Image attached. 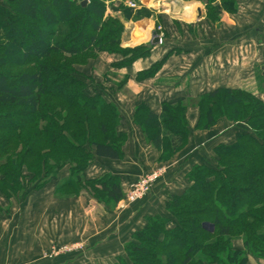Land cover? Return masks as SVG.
<instances>
[{
	"label": "trees",
	"instance_id": "1",
	"mask_svg": "<svg viewBox=\"0 0 264 264\" xmlns=\"http://www.w3.org/2000/svg\"><path fill=\"white\" fill-rule=\"evenodd\" d=\"M141 5L139 0H135ZM207 0L208 16L234 13L236 0ZM124 4V3H123ZM117 6L105 0H5L0 3V192L16 197L35 183L60 181L56 197L89 192L114 209L125 191L118 177L88 179L95 155L119 159L126 134L118 131L120 111L101 94H87V82L72 61L119 52L123 64L148 54L145 45L122 47L125 27L110 7L128 21L153 15L145 6ZM36 34V40L28 36ZM162 62L141 76L154 75ZM190 97L165 101L157 114L141 104L135 114L161 161L170 160L188 142ZM194 102L196 129L224 118L244 121L250 130L215 148L216 163L195 165L191 186L167 203L168 216L148 217L127 243L116 264H246L249 255L264 257V100L244 88L221 87ZM29 179L27 183L24 180ZM241 238L245 249L233 246Z\"/></svg>",
	"mask_w": 264,
	"mask_h": 264
},
{
	"label": "crops",
	"instance_id": "2",
	"mask_svg": "<svg viewBox=\"0 0 264 264\" xmlns=\"http://www.w3.org/2000/svg\"><path fill=\"white\" fill-rule=\"evenodd\" d=\"M140 3L150 6L151 17L128 21L107 9V14L117 15L125 25L122 47L147 46L154 31L163 33L162 42L147 46L148 54L131 63L123 64L122 53L101 51L81 67L90 70L81 73L93 74L103 89L99 92L117 106L121 116L118 131L127 136L121 158L95 155L86 176L97 179L112 174L120 179L124 191L159 163L158 149L134 121L141 104L160 114L165 101L197 98L221 87L250 89L261 93L264 100L263 75L260 87L257 81L258 69L263 74L264 66V0H236L237 10H222L217 21L208 16L207 0ZM213 5H221V0H214ZM158 62L162 64L154 75L141 76ZM120 77L125 81L121 89L108 81L118 82ZM188 119V144L175 155L166 174L143 201L120 202L115 209H108L87 191L57 198L58 183L70 177V166L59 171L58 180L30 188L22 197L9 199L0 192V264H116L148 217L169 215L167 203L191 186L187 175L192 168L215 164L216 146L234 142L240 131L233 129L237 123L227 119L198 130L199 112L192 110ZM76 242L75 250L53 255L57 246ZM234 247L244 250L243 240L236 239ZM246 264H264V257L249 255Z\"/></svg>",
	"mask_w": 264,
	"mask_h": 264
},
{
	"label": "rangeland",
	"instance_id": "3",
	"mask_svg": "<svg viewBox=\"0 0 264 264\" xmlns=\"http://www.w3.org/2000/svg\"><path fill=\"white\" fill-rule=\"evenodd\" d=\"M4 1L5 0H0V3H4ZM107 1H110V0H105V2L107 3ZM129 1H131V2H136L137 4H139L137 1H135V0H129ZM141 0H139V2H140ZM131 2H129L128 3V1L127 0H121V1H116V2H114V4L115 5H117V6H120L121 4H125V5H128V4H130ZM123 4V5H124ZM142 5V4H141ZM141 5H139V7H141ZM143 5H145V6H147V8H149L150 6L149 5H147V4H144L143 3ZM107 6H109V4H107ZM129 6V5H128ZM114 12V11H113ZM118 14H121V12H118ZM114 16H117V15H114ZM118 17V16H117ZM139 21V20H138ZM123 25H124V23H123ZM124 27H125V25H124ZM159 29V28H158ZM1 34H2V32L0 33V36H1ZM160 35V34H159ZM29 38H31V40H36L37 38H36V34H34V33H32L30 36H28ZM94 58H96V56L94 57H92L91 55H86V56H78V57H75L72 61H74L75 63H77L76 64V69L80 72V74H79V77L81 78V79H84V81H86L87 82V88H86V93L87 94H91V92H95L94 94H101L100 92H99V89H100V91L101 90H103L101 87H100V83H97V81H96V77H94V76H92V75H89V74H84V73H81V71L82 70H86V71H90V70H88V69H81V67H83V66H85V65H87L88 63H89V61L90 60H92V59H94ZM88 75V76H87ZM257 75H258V77H257V81H258V86L260 87L261 85H262V74H261V71L258 69V73H257ZM105 79H107V77H104V81H105ZM98 80V79H97ZM108 81H110V84H113V85H115V86H117V88L118 89H121L122 87H123V85H124V83H125V81L123 80V78L122 77H120L119 79H118V82L116 81V80H110V79H108ZM112 88H114V87H112ZM93 90H95V91H93ZM262 90V89H261ZM113 91V90H112ZM249 91H250V89H249ZM94 94H91V95H94ZM255 94H257L256 92H255ZM102 95V94H101ZM103 96V95H102ZM257 96H259L261 99H262V96H261V93L258 95L257 94ZM104 97V96H103ZM196 98H193L192 100H190V101H188V103L191 105V107H190V109H189V111L190 110H192V111H196V112H199L194 106H195V104H196V102H194V100H195ZM106 100V99H105ZM139 107V106H138ZM138 107H137V109H136V112H137V110H138ZM188 111V112H189ZM136 112H135V114H136ZM224 119H226V118H224ZM224 119H222V120H224ZM222 120H220V121H222ZM228 120V119H227ZM134 121H135V116H134ZM188 121H189V119H188ZM219 121V122H220ZM228 121H230V120H228ZM218 122V123H219ZM232 122V121H231ZM135 123H136V121H135ZM233 123H237L238 125H236L235 127H233V129L235 130H240V131H246V130H250V128H249V126L246 124V122H244V121H240V122H233ZM136 124H138V123H136ZM138 125H140V124H138ZM217 125V124H216ZM120 126V125H119ZM141 126V125H140ZM190 126V125H189ZM142 127V126H141ZM118 130H119V127H118ZM142 130L144 131V129H143V127H142ZM233 130V131H234ZM144 134H145V132H144ZM190 135V134H189ZM146 136V135H145ZM147 138V137H146ZM188 139H189V137H188ZM127 140V139H126ZM148 140V139H147ZM149 141V140H148ZM150 142V141H149ZM125 143H126V141H125ZM125 143H124V145H125ZM187 144H188V142H187ZM186 144V145H187ZM186 145H185V147H186ZM124 147V146H123ZM155 147V146H154ZM184 147V148H185ZM182 150V149H181ZM180 150V151H181ZM178 153V152H177ZM176 153V154H177ZM175 154V155H176ZM175 155L170 159V160H166V161H161L160 159L158 160V164H156L154 167H152V169L150 170V171H148V172H146V173H144V174H142L141 175V177L136 181V182H138L143 176H145L146 174H148V173H156V174H158V177L152 182V184H151V186H150V192H148V193H145V194H139V195H137L133 200H129L127 197H126V191H125V196H124V198L120 201V202H123V204L124 203H126V204H128V203H135V202H139V201H143V200H145L147 197H148V195L151 193V191H152V188L155 186V184L158 182V181H160L161 180V178L166 174V172H167V170H168V167H169V163L175 158ZM159 156H160V153H159ZM214 162H216V157L214 158V160H213ZM213 164V163H212ZM28 180L29 179H26V180H24L25 181V183H27L28 182ZM40 180H37V181H35V182H33V184L30 186H24L25 188L19 193V194H17V196L16 197H22L27 191H28V189H30V188H34V186H35V183H38ZM136 182H134V183H132V184H135ZM131 184V185H132ZM130 185V186H131ZM44 186V185H43ZM130 186L128 187V189L130 188ZM91 195V194H90ZM70 196H72V195H62V196H60L59 198H67V197H70ZM92 196V195H91ZM14 198V197H13ZM92 199L93 200H95V201H97L96 203H101V204H103L106 208H108L104 203H102V202H99L97 199H95L93 196H92ZM94 202V201H93ZM120 202H118L117 204H116V206L120 203ZM94 205V204H93ZM116 206L114 207V209L116 208ZM108 209H110V208H108ZM238 239H241V238H238ZM236 240V239H235ZM234 240V241H235ZM234 241H233V246H234ZM77 242L76 243H72V244H67V245H61V246H57V248H54L55 250V254H53V255H58V254H61V252H68V251H72V250H75V248H77L78 246H77Z\"/></svg>",
	"mask_w": 264,
	"mask_h": 264
},
{
	"label": "built area",
	"instance_id": "4",
	"mask_svg": "<svg viewBox=\"0 0 264 264\" xmlns=\"http://www.w3.org/2000/svg\"><path fill=\"white\" fill-rule=\"evenodd\" d=\"M89 1V0H88ZM128 3L131 2L129 0H127ZM130 7L132 8H138L139 4H137L136 2H131L130 4H128ZM159 30H162V27H159ZM163 33L160 34V42H162L163 40ZM256 92V91H255ZM259 95V92H256ZM158 177V174L156 173H148L145 176H143L138 182H136L135 184H132L130 186L129 189H127L126 191V197L129 200H133L137 195L139 194H145L150 192V186L152 184V182Z\"/></svg>",
	"mask_w": 264,
	"mask_h": 264
},
{
	"label": "water",
	"instance_id": "5",
	"mask_svg": "<svg viewBox=\"0 0 264 264\" xmlns=\"http://www.w3.org/2000/svg\"><path fill=\"white\" fill-rule=\"evenodd\" d=\"M88 3V0H81V4L83 6H85ZM160 35L158 34L157 31H154V33L152 34V39L150 41V43L147 44V46L149 48H152L154 45H157L160 43ZM262 71H263V78H264V66L262 67Z\"/></svg>",
	"mask_w": 264,
	"mask_h": 264
},
{
	"label": "bare ground",
	"instance_id": "6",
	"mask_svg": "<svg viewBox=\"0 0 264 264\" xmlns=\"http://www.w3.org/2000/svg\"><path fill=\"white\" fill-rule=\"evenodd\" d=\"M147 1H151V0H147ZM193 9V8H192Z\"/></svg>",
	"mask_w": 264,
	"mask_h": 264
}]
</instances>
